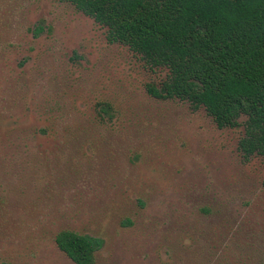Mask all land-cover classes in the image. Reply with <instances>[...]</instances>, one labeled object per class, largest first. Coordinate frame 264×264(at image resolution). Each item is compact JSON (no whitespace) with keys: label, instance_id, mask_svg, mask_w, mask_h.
<instances>
[{"label":"rangeland","instance_id":"374dc122","mask_svg":"<svg viewBox=\"0 0 264 264\" xmlns=\"http://www.w3.org/2000/svg\"><path fill=\"white\" fill-rule=\"evenodd\" d=\"M164 76L69 2L0 0V264H75L62 229L97 264H264V158Z\"/></svg>","mask_w":264,"mask_h":264},{"label":"trees","instance_id":"16d2710c","mask_svg":"<svg viewBox=\"0 0 264 264\" xmlns=\"http://www.w3.org/2000/svg\"><path fill=\"white\" fill-rule=\"evenodd\" d=\"M63 1L105 28L110 43L165 72L149 84L153 96L203 107L219 128L243 126L242 156L264 158V0ZM112 109L100 102V117ZM55 242L75 264H97L99 237L62 229Z\"/></svg>","mask_w":264,"mask_h":264}]
</instances>
